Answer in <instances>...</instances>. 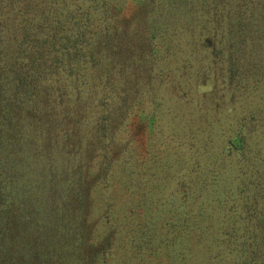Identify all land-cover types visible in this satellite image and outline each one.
I'll list each match as a JSON object with an SVG mask.
<instances>
[{
	"label": "trees",
	"instance_id": "trees-1",
	"mask_svg": "<svg viewBox=\"0 0 264 264\" xmlns=\"http://www.w3.org/2000/svg\"><path fill=\"white\" fill-rule=\"evenodd\" d=\"M168 53L262 77L264 0H0V264H161L156 227L140 225L145 162L130 126L145 117L132 112L127 126L126 115ZM233 138L228 149L247 153ZM108 179L126 192L101 217L94 187ZM121 203L137 228L120 244L105 218ZM199 234L190 246L181 237L167 264H257L254 236H221L205 260Z\"/></svg>",
	"mask_w": 264,
	"mask_h": 264
},
{
	"label": "rangeland",
	"instance_id": "rangeland-1",
	"mask_svg": "<svg viewBox=\"0 0 264 264\" xmlns=\"http://www.w3.org/2000/svg\"><path fill=\"white\" fill-rule=\"evenodd\" d=\"M157 67L161 75L131 92L132 111L125 115L129 118L127 126L132 112L138 110L145 117L142 130L136 123L130 126L131 136L136 137L134 146L145 162L135 173L147 182V186L142 183L135 189L139 193L142 185L144 193L140 196L146 203L140 225L150 230L156 227L150 238H160L156 247L162 254L161 264L168 263L167 254L176 257L181 253L177 244L181 237L190 246L191 236H200L199 230L207 236L201 245L205 260L207 250L214 248L212 241L221 236H254L257 264H264V75L247 72L243 79L242 72L231 79L224 64L196 66L186 54L170 55ZM197 67H208L205 89H198L203 77L198 76ZM118 124L115 133L121 137L126 128L121 131ZM235 134L246 138L247 153L242 155L237 143L228 149ZM79 154L86 156V148ZM117 184L119 181L110 179L96 183L97 201L92 205L99 216H105L109 202L126 192V187ZM121 204L105 218L117 232L120 244L137 228L127 222ZM233 227L237 232L230 231ZM117 253L121 259L120 249ZM142 258L148 259V255Z\"/></svg>",
	"mask_w": 264,
	"mask_h": 264
}]
</instances>
